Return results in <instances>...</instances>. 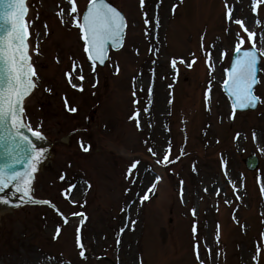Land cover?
Returning a JSON list of instances; mask_svg holds the SVG:
<instances>
[{
  "label": "rangeland",
  "instance_id": "374dc122",
  "mask_svg": "<svg viewBox=\"0 0 264 264\" xmlns=\"http://www.w3.org/2000/svg\"><path fill=\"white\" fill-rule=\"evenodd\" d=\"M109 2L127 19L126 38L122 49L110 51L106 65H97L93 73L79 28L62 23L57 15L60 7L67 9V0H28L37 88L26 101L25 117L54 143L35 181L34 194L53 201L66 215L83 209L89 218L63 224L56 211L41 206L1 215L0 264H139L141 258L142 264H198L197 241L205 264H264V103L255 111L236 112L235 119L229 118L231 101L222 84L240 29L226 19L225 0H145L143 10L139 0ZM87 3L77 0L81 11ZM228 6L234 18L244 19L257 33L264 32V3L256 13L252 0H228ZM145 11L150 25L144 23ZM201 35H205L204 49ZM207 50L215 62L211 76ZM223 50L228 54L220 59ZM192 54L196 62L191 68L179 62V58L191 62ZM172 58L178 59V71L171 66ZM73 60L83 66L85 79H74L83 83L82 91L73 89L65 75L72 70ZM260 78L257 94L264 98V61ZM65 97L76 112L67 110ZM145 107L153 112L160 107L164 113L151 124ZM137 109L139 128L136 119H130ZM81 140L90 145L88 151L82 150ZM169 144L171 158L180 159L164 167L156 160L162 159ZM182 149L186 154H181ZM250 156L259 160L255 170L245 165ZM134 160L140 164L129 177L128 166ZM222 161H227L228 177ZM157 175L162 180L148 192ZM229 181L237 184L239 199ZM68 184L77 186L72 197L76 204L62 195ZM145 193L149 199L141 204ZM57 225L61 234L54 239ZM80 225L87 259L80 257L76 247ZM258 245L260 254L253 261Z\"/></svg>",
  "mask_w": 264,
  "mask_h": 264
},
{
  "label": "snow or ice",
  "instance_id": "6c2138e0",
  "mask_svg": "<svg viewBox=\"0 0 264 264\" xmlns=\"http://www.w3.org/2000/svg\"><path fill=\"white\" fill-rule=\"evenodd\" d=\"M162 2V0H161ZM140 7L143 10L145 8V0H139ZM264 3V0H252V11L256 13L259 6ZM3 5H7L6 8ZM67 9L60 7L57 15L60 17L61 22H70L74 27L79 28L81 38L84 43V52L87 60L90 62L92 72H96L97 65L105 64L108 58L109 46L119 50L123 46L124 38L126 35V29L128 28V22L125 15L114 7L109 0H88L86 8L81 11L78 8L77 0H67ZM160 5H157V8ZM59 7V6H58ZM226 8V19L235 23L239 26L240 31L235 34L234 42V57L235 59L231 63V66L225 69V79L223 80V86L229 93L232 99L231 108L232 112L230 119H235L237 109L244 108H256L260 103H264V98L257 94V88L262 83L260 78L261 61H264V32L257 33L255 30H251L245 23L244 19L234 18L233 8L228 6V0H225ZM18 9L15 24L10 20V12ZM176 6H173L172 11L175 12ZM27 11V5L25 0H0V30L3 34L0 35V62H3L5 69L0 73V128H7V140L11 142L9 147L10 163L0 167V193L4 192L9 185L15 187V192L19 193V203H15L7 199L5 196H0V203L10 206H20L22 203H36L41 205L50 206L56 211V213L62 218L63 224L69 223V217L65 215L60 208L49 199H36L33 195L32 183L35 179L34 173L38 171V165L41 160L45 157V149L38 147L32 140L31 137L24 134L22 129L27 128L31 133L32 137L36 139H45L43 133L39 128L33 129L30 123H24L25 108L23 106L24 101L29 97L33 90L36 88L35 78L37 73L34 65L30 62L31 56L28 53V46L24 43L25 35L28 32V28L24 23L25 13ZM144 23L150 25L152 22L148 19V14L145 11ZM70 17V21L66 19ZM156 26H159V17L156 16ZM256 24H260V20L256 18ZM47 28V25H45ZM246 34L243 35V34ZM145 35H148L147 28L145 29ZM261 37L260 40L257 37ZM201 48L204 49L205 35H201ZM258 43L261 45L258 47ZM211 47H215L212 45ZM38 52V47L36 48ZM139 50H137L138 52ZM149 51L154 49L149 48ZM155 51H158L156 49ZM227 50H223L220 54V59L227 56ZM193 59L191 62L184 61L183 58H179V62L187 63L188 67L191 68L196 62L195 54H192ZM206 65L209 69V75L215 71V62L212 58V52L210 50L205 51ZM57 62L59 58L57 57ZM155 63V61H153ZM178 59L172 58L171 66L174 70L178 71L177 68ZM116 71H119V65H116ZM75 74V77H74ZM66 77L68 83L73 89L83 90V83L77 84L74 79L83 81L85 76L83 74V66L76 63L73 60L72 70L67 72ZM171 87V85L169 86ZM51 91V89H48ZM149 95L152 93L151 87L148 89ZM211 92V80L209 81V88L206 91L205 100H210ZM135 96V92H133ZM64 103L68 111L76 112V107L69 106L67 97L64 98ZM139 103V101H136ZM145 112L149 111L148 107H145ZM140 110L137 109L135 114L130 119H136L137 127H141L138 119ZM240 134H236L238 139ZM256 138V133H253V139ZM4 137H0V141H3ZM26 144V148L24 145ZM82 150L88 151L90 145H86L83 140L80 141ZM27 152V159L25 160L23 152ZM148 152L153 156H157V152L149 147ZM181 154L184 155L183 149ZM180 156H176L174 159L171 158V144H169L166 151L163 152L162 159H157L156 163L164 167L169 164L178 161ZM27 162L29 167L22 171L11 170L17 164ZM140 164L139 160H134L128 166V175L131 177L134 173L133 170ZM225 166V176L228 177V171L226 168L227 161H222ZM194 170H195V166ZM61 180L66 179V174L59 177ZM162 180V177L157 175L154 181L150 184L148 192L157 188V184ZM232 183L234 192L236 193L237 199L239 196V188L236 183ZM135 183V180H132ZM183 185V181H181ZM77 186L75 184H68V186L62 190V195L70 203L76 204L74 200L73 190ZM90 187V185H89ZM264 191V186H262ZM15 195V193H14ZM183 199V196L181 197ZM149 196L147 193L140 197V203L148 200ZM229 203V201H225ZM192 215H197V210L193 208ZM72 215H80L81 213H72ZM235 219V216H234ZM132 225L135 221L131 222ZM124 229H121L123 232ZM193 237L197 234V224L194 223L192 226ZM61 234V226L57 225L54 239L58 238ZM217 243L220 241L219 225L216 234ZM76 247L80 249L79 255L82 259H87L85 244L82 241L80 228L76 229ZM120 240H117V246H119ZM194 253L198 264H205L204 259L201 257L200 244L194 242ZM208 256H212V250L209 247L207 249ZM260 254V246L257 247V253L253 256V261H257ZM219 253H217V256ZM119 264V262H118ZM142 264V258L139 261Z\"/></svg>",
  "mask_w": 264,
  "mask_h": 264
},
{
  "label": "water",
  "instance_id": "95a60500",
  "mask_svg": "<svg viewBox=\"0 0 264 264\" xmlns=\"http://www.w3.org/2000/svg\"><path fill=\"white\" fill-rule=\"evenodd\" d=\"M26 2H27V0H25V3ZM3 7L6 8L7 5H3ZM18 11L19 10L16 9V10L10 12L9 18L13 22V24H15V18H16V15H17V12ZM27 12H28V9H27V11L25 13L24 23L26 21ZM2 34H3L2 30H0V35H2ZM27 38H28V34L25 35V40H24V43L28 46V44H27ZM110 47L111 46H109V48ZM113 49L114 50H117L116 48H113ZM28 53H29V46H28ZM234 59H235V57L233 58V60ZM103 65H101V66H103ZM4 69H5L4 63L3 62H0V73H2L4 71ZM228 95H229V93H228ZM247 109H253V110H255L256 108L248 107V108H244V109H240V110H247ZM22 131L24 132L25 135L31 137L32 140H33V142L38 147H42V148H44L46 150L45 151V157L41 160L40 164L38 165V170H39V167L41 166V164H43L46 161L47 156L49 154V151L51 149L52 144L50 142H48V140L46 138L43 139V140H39V139H36L35 137H32L31 133L28 131L27 128L22 129ZM7 132H8V129L7 128H0V137H4V140L3 141H0V167H2L4 165L10 163L9 147H10L11 142L7 140ZM24 148H26V144L24 145ZM23 156H24V158L26 160L27 159V152L26 151L23 152ZM246 164H247V167L250 170H254L258 166V160L256 158L251 157L248 160H246ZM28 167H29V164L27 162H25V163H22V164L15 165L13 167V169H11V170L22 171V170L27 169ZM37 172L38 171H36L34 173V177H35V174ZM14 193H15V195H14ZM0 196H5L7 199H9L11 201H14L15 203H19V196H20V194L15 192V187H13L12 185H9V187H7L4 192L0 193ZM25 205H37V204L36 203H22V204H20V206L16 207V206H10V205H6V204L0 203V213H4V212H7V211H12L13 209H18V208H21V207H23Z\"/></svg>",
  "mask_w": 264,
  "mask_h": 264
},
{
  "label": "bare ground",
  "instance_id": "6f19581e",
  "mask_svg": "<svg viewBox=\"0 0 264 264\" xmlns=\"http://www.w3.org/2000/svg\"><path fill=\"white\" fill-rule=\"evenodd\" d=\"M30 97H31V96H30ZM160 107H161V106H160ZM160 107H159V109H158L157 111H154V112H153V110L149 111L150 123H151V124L154 122V117H158L159 114L164 113V111H163L162 108H160ZM156 133H158V132L156 131ZM261 143H262V140H261ZM127 225H129V224H128V222L126 221V226H127ZM127 227H128V226H127ZM129 228H130V225H129Z\"/></svg>",
  "mask_w": 264,
  "mask_h": 264
}]
</instances>
